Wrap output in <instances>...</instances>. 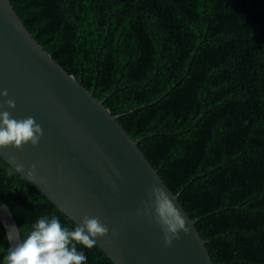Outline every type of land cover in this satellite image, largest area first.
<instances>
[{
  "label": "trees",
  "instance_id": "obj_1",
  "mask_svg": "<svg viewBox=\"0 0 264 264\" xmlns=\"http://www.w3.org/2000/svg\"><path fill=\"white\" fill-rule=\"evenodd\" d=\"M42 46L104 100L207 240L264 264V0H11ZM11 169V173L9 170ZM22 238L77 223L0 155ZM10 248L0 219V261ZM86 264H115L96 242Z\"/></svg>",
  "mask_w": 264,
  "mask_h": 264
},
{
  "label": "water",
  "instance_id": "obj_2",
  "mask_svg": "<svg viewBox=\"0 0 264 264\" xmlns=\"http://www.w3.org/2000/svg\"><path fill=\"white\" fill-rule=\"evenodd\" d=\"M5 90L0 112L34 118L43 135L35 146L0 148V155L77 224L85 217L99 219L108 234L96 242L115 264H216L179 193L119 122L123 114H113L42 46L11 0H0V93ZM8 99L15 108L7 106ZM154 186L188 227L170 245L157 217ZM0 219L4 227L18 229L8 237L13 247L23 238L1 196Z\"/></svg>",
  "mask_w": 264,
  "mask_h": 264
},
{
  "label": "clouds",
  "instance_id": "obj_3",
  "mask_svg": "<svg viewBox=\"0 0 264 264\" xmlns=\"http://www.w3.org/2000/svg\"><path fill=\"white\" fill-rule=\"evenodd\" d=\"M0 95L7 97V90ZM7 106L15 108V100L8 99ZM42 135L43 130L34 118L17 120L11 118L7 111L0 112V148L12 146L19 149L28 143L35 146ZM20 167L23 168L22 165ZM33 174L34 169L28 173ZM153 194L157 217L165 228V243L170 245L180 231L187 233L188 227L163 189L154 186ZM5 228L9 239L18 230L15 225L5 224ZM107 234L108 228L97 218L85 217L82 225L77 224L70 229L62 225L55 215L41 216L28 235L7 250L0 264H86L87 257L82 250H78L77 244L92 248L97 237Z\"/></svg>",
  "mask_w": 264,
  "mask_h": 264
}]
</instances>
